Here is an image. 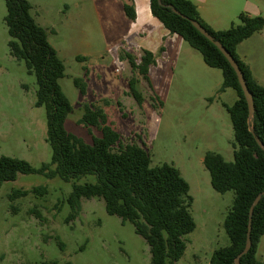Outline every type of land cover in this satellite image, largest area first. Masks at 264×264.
Listing matches in <instances>:
<instances>
[{
	"label": "rangeland",
	"instance_id": "rangeland-1",
	"mask_svg": "<svg viewBox=\"0 0 264 264\" xmlns=\"http://www.w3.org/2000/svg\"><path fill=\"white\" fill-rule=\"evenodd\" d=\"M28 1L32 15L47 28L48 39L65 64L59 84L74 107L66 120L67 129L92 143L100 130L77 120L84 104L95 105L105 110L108 123L120 132L123 143L136 142L150 152L152 166L174 164L190 185V210L196 222L195 229L186 235V249L176 264H210L214 250L230 243L224 220L234 191L222 193L212 187L203 158L212 150L234 160L238 147L226 107L238 96L231 87L219 91L222 70L207 65L199 51L158 21L166 32L165 39L174 36L182 48L155 54L148 79H144L130 69L125 56L134 53L126 43L136 41L133 30L127 40L118 36L111 24L69 20L66 15L75 11L68 8L71 0ZM230 1L233 12L223 22L225 28L240 22V12L248 13L246 0ZM248 1L260 6L255 15L264 16V0ZM6 14V2L0 0V156L24 158L40 167L52 158L46 140V110L35 104V74L10 53ZM237 53L264 85V27L240 42ZM133 75L142 79L138 87L143 94L141 103L129 93L128 82ZM75 77L85 78L86 93L75 85ZM87 181L94 182L95 176L86 175L79 183ZM72 184L59 176L47 178L39 173H20L15 180L2 183L0 264L54 260L61 264H152L144 238L130 221L109 214L102 198H82L79 214L67 221ZM38 185H46L48 191L33 192ZM20 188L29 192L13 199V190ZM257 257L264 262V234Z\"/></svg>",
	"mask_w": 264,
	"mask_h": 264
},
{
	"label": "trees",
	"instance_id": "trees-1",
	"mask_svg": "<svg viewBox=\"0 0 264 264\" xmlns=\"http://www.w3.org/2000/svg\"><path fill=\"white\" fill-rule=\"evenodd\" d=\"M5 17L10 53L23 60L29 73L36 76V106H43L47 115L46 140L52 149L50 162L35 167L28 160L8 155L0 156V187L4 181L15 180L20 173H39L47 178L56 176L73 181L67 201L70 213L67 221L77 217L82 198L99 197L105 202L106 211L117 215L122 221H130L135 231L150 247L152 264H176L187 246L186 235L196 227L190 210L193 196L190 185L180 170L164 162L152 166L150 152L136 142L123 143L121 134L108 123L105 110L95 105L84 104L83 113L77 123L100 130L92 143L69 131L66 127L68 115L74 111L73 104L63 92L59 79L65 75V64L57 49L48 39V30L40 25L31 13L28 0H5ZM152 14L172 33L183 37L199 51L205 63L222 70L223 82L219 91L228 87L237 93L232 105L226 106L230 114L237 148L234 160H227L216 151L205 152L203 163L210 172L211 185L218 192L234 191V199L227 211L224 226L230 243L214 250L210 264H235V258L246 244L249 209L256 196L264 190V85L252 74L250 65L237 53L240 42L264 27V16L238 14L239 23L215 29L204 22L197 6L191 0H149ZM175 7L181 14L175 12ZM130 18H135L132 6L124 5ZM198 21L232 54L245 76L253 96L255 113L252 119L254 133L249 130V109L238 76L221 50L202 34L191 22ZM131 67L144 79H148L155 54L145 50L137 62L132 53H126ZM83 59L82 57H78ZM82 94L87 83L83 77L74 78ZM129 93L141 103L143 94L139 90L140 78L129 79ZM86 175H94V182L79 183ZM44 194L46 185L32 188ZM29 190H13V199L26 195ZM39 216V212H36ZM264 234V194L255 205L252 216L251 240L248 252L241 256L242 264H264L257 257L258 245ZM44 264H61L51 261ZM69 264V263H63Z\"/></svg>",
	"mask_w": 264,
	"mask_h": 264
},
{
	"label": "crops",
	"instance_id": "crops-1",
	"mask_svg": "<svg viewBox=\"0 0 264 264\" xmlns=\"http://www.w3.org/2000/svg\"><path fill=\"white\" fill-rule=\"evenodd\" d=\"M191 1L197 6L200 17L206 23L215 29L225 28L222 24L229 14L233 12L230 0ZM70 2H72V5L69 4L68 8L70 10L75 9V11L66 15L69 20L111 24L112 29L116 30L118 36L127 40L129 33L133 30V37L136 41L132 44L127 41L126 43L128 45L127 48L133 50L134 53L132 54L135 55L137 62L140 61L145 50H150L154 54H163L169 50L177 52L182 48V42H179L174 36L168 37L167 40L165 39L167 37L166 32L163 33L161 22L152 14L149 0H71ZM126 4L134 8L135 18H130L125 12L124 5ZM259 9H261L260 6L258 8V5L254 2L245 1V10L248 13L252 15L258 14ZM123 24L124 27H122ZM180 37L183 39L182 36ZM117 55L122 56V54ZM128 64L130 66L129 61ZM139 78L140 84H142V79L141 77Z\"/></svg>",
	"mask_w": 264,
	"mask_h": 264
},
{
	"label": "water",
	"instance_id": "water-1",
	"mask_svg": "<svg viewBox=\"0 0 264 264\" xmlns=\"http://www.w3.org/2000/svg\"><path fill=\"white\" fill-rule=\"evenodd\" d=\"M159 3H161V0H158ZM172 9L177 12L178 14H181L175 7H172ZM192 24L202 33L204 34L208 39L214 42V44L221 50V52L225 55V57L228 59L230 62L231 66L234 68L237 76L239 83L242 87V90L244 92L245 98L248 103V109H249V116H248V122H249V130L254 133V127L252 125V119L254 117L255 113V106H254V101H253V96L252 93L249 89V86L247 84V81L245 79V76L242 72V69L240 68L239 64L237 63L236 59L232 56V54L224 47V45L219 41L216 40L207 30L206 28L201 25L198 21L196 20H191ZM256 140L258 144L264 148L263 142L260 140V138L256 137ZM264 194V190L260 192L256 198L254 199L252 205L250 206L249 209V220H248V230H247V238H246V244L243 250L238 254V256L235 258V264H242L241 263V256L248 252V250L251 247L252 240H251V229H252V216H253V211L255 205L259 202L261 196Z\"/></svg>",
	"mask_w": 264,
	"mask_h": 264
}]
</instances>
